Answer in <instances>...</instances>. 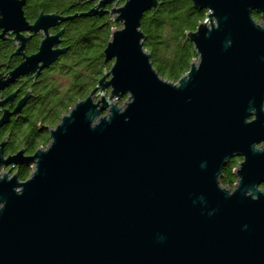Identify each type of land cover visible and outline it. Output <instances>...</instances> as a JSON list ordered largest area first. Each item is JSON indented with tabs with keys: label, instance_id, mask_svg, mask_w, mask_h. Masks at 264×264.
Returning a JSON list of instances; mask_svg holds the SVG:
<instances>
[{
	"label": "water",
	"instance_id": "95a60500",
	"mask_svg": "<svg viewBox=\"0 0 264 264\" xmlns=\"http://www.w3.org/2000/svg\"><path fill=\"white\" fill-rule=\"evenodd\" d=\"M26 1L0 0V40L13 35L21 57L0 90L66 51L50 29L73 16L40 12L31 24ZM190 1L205 15L185 32L196 59L176 82L143 45L141 20L158 0H98L80 14L120 25L102 52L111 65L45 147L6 155L0 142V264H264V23L252 17L264 0ZM30 97L0 109V127ZM237 156V184L221 185ZM20 166L31 168L24 180Z\"/></svg>",
	"mask_w": 264,
	"mask_h": 264
},
{
	"label": "trees",
	"instance_id": "16d2710c",
	"mask_svg": "<svg viewBox=\"0 0 264 264\" xmlns=\"http://www.w3.org/2000/svg\"><path fill=\"white\" fill-rule=\"evenodd\" d=\"M158 1L160 5L145 12L141 20V30L146 36L143 45L151 53V61L158 73L167 80L177 81L196 56L185 32L196 29L204 19L205 11L194 9L190 0ZM90 4L86 0L27 1L24 12L28 19L34 18L40 11H55L65 17H73L65 20L64 29H60L63 34L60 43L67 44L60 48L66 51L36 78L26 75L21 78V83L9 85H16L14 90L20 89V92L30 90L31 97L19 117L13 116L0 127V142L6 135L10 136L8 154L19 149H24L25 154H32L38 147H45L49 143L48 129L55 126L61 115L76 101L85 98L102 72L109 69L111 62H104L102 52L112 29L118 24L109 20L108 16L80 15L86 13ZM256 19L264 21V15H257ZM32 40L27 52L35 51L38 46V37ZM13 52L10 39L0 43V73L3 75L8 71L4 73L2 69L14 68L20 61ZM59 75L69 79L65 88H58ZM231 171L230 163L223 168L221 185L232 187ZM29 172V167L20 166L19 179H26Z\"/></svg>",
	"mask_w": 264,
	"mask_h": 264
},
{
	"label": "flooded vegetation",
	"instance_id": "af4514ba",
	"mask_svg": "<svg viewBox=\"0 0 264 264\" xmlns=\"http://www.w3.org/2000/svg\"><path fill=\"white\" fill-rule=\"evenodd\" d=\"M28 1V0H27ZM27 1H26V3H25V5L27 4ZM86 2L87 3H91L90 4V7H89V9L87 10V11H89L97 2H98V0H94V1H89V0H86ZM123 3V1H120L119 3H118V5H121ZM25 5H24V7H25ZM112 5H113V2H111L110 4H106L105 6H104V8L102 9L103 11H107V10H109V9H111V7H112ZM24 7H23V11H24ZM204 10V9H203ZM86 11V12H87ZM205 11V10H204ZM40 12H43V13H52V12H44V11H40ZM40 12H38L37 14H36V16L34 17V18H32V19H28L26 16V21L27 22H29V23H33L34 21H35V19H36V17H37V15L40 13ZM54 13H57V14H61L62 15V13H58V12H55V11H53ZM24 14H25V12H24ZM64 15V14H63ZM257 16V14L256 13H253L252 14V16L256 19V16ZM264 14H262V15H260V17L261 16H263ZM93 16H99V17H104V16H108V19L109 20H112V17H110L109 15H108V13H105V12H103L102 14H96V15H93ZM257 20H260V19H257ZM67 21H63V22H61V24L60 25H58V26H56V27H53V28H51L50 29V32L52 33V34H54V33H56V32H58L60 29H64V23H66ZM120 26V25H119ZM118 26V27H119ZM26 33V32H25ZM63 35V34H62ZM38 37V46H39V40H40V38H41V35L40 34H35V35H33V36H31V38L29 39V41L26 43V46H25V53L27 54V55H31V54H33V53H35L37 50H38V46L36 47V49H35V51H33V52H27V46L29 45V44H31L32 42H33V38L34 37ZM8 39H10L11 41H12V43H13V46H14V50H15V41L13 40V35H8V36H6L4 39H1L0 40V43L1 42H6ZM31 42V43H30ZM64 46H67V44L66 43H64V42H61V43H59V45H57V47H64ZM17 57H18V59L21 61V57L20 56H18V55H16ZM19 61V62H20ZM18 64V63H17ZM16 66V65H15ZM13 68V67H12ZM12 68H10V67H8L7 68V70H5V69H2V71L4 72V73H6L7 71H10ZM21 78H23V77H21ZM21 78L20 79H18V81L16 82H14V83H21L23 80H21ZM24 79V78H23ZM15 86L16 85H14V86H12V87H9V85L8 86H6L4 89H2V90H0V99H4V98H6L8 95H10L11 93H13V91L14 92H16V97L14 98V100L11 102V103H7V104H5L4 106H2L3 108H8L9 110H12L13 108H14V106L17 104V102L20 100V98L25 94V92L22 90V92H20V89H17V90H14L15 89ZM20 86V85H19ZM8 87V88H7ZM19 88V87H18ZM1 101V100H0ZM29 102V100H27V102L25 103V105L27 104ZM24 105V106H25ZM23 106V107H24ZM0 109H2V108H0ZM23 109V108H22ZM22 112V111H21ZM13 116H11L10 117V119L12 118ZM252 118H250L249 119V121L251 120ZM10 121V120H9ZM8 123V122H7ZM9 135H6L4 138H6L7 139V144H6V146H5V154L6 155H9L8 154V152H9V148H8V140H9ZM263 145V143L262 142H260V143H258V144H256V147H261ZM6 150H8V152L6 151ZM12 154V153H11ZM240 161H242V157L241 156H237V157H232V158H230L229 159V161L227 162V164L225 165V166H227L229 163L231 164V169H232V171H231V180H234L233 181V184H232V186H234L235 184H237V179L235 178V176L233 175V172L234 171H236L237 170V166H238V164H239V162ZM225 166H224V168H225ZM18 168L19 167H17V168H15L13 171H17L18 172ZM29 175V174H28ZM259 188H261V189H264V184L262 183V184H260L259 186H258Z\"/></svg>",
	"mask_w": 264,
	"mask_h": 264
},
{
	"label": "rangeland",
	"instance_id": "374dc122",
	"mask_svg": "<svg viewBox=\"0 0 264 264\" xmlns=\"http://www.w3.org/2000/svg\"><path fill=\"white\" fill-rule=\"evenodd\" d=\"M117 24V23H116ZM119 26V24L117 25V26H115V27H118ZM64 76V75H63ZM68 77L67 76H64V77H61V75H59V76H57V83H58V85H59V87L58 88H65L66 87V85H67V83H68ZM16 97V96H15ZM0 108H3V107H0ZM54 127V126H53ZM2 168V167H1ZM0 168V169H1ZM30 168V167H29ZM7 167H3L2 168V170L3 171H7ZM31 169V168H30ZM2 172H0V174H1Z\"/></svg>",
	"mask_w": 264,
	"mask_h": 264
},
{
	"label": "bare ground",
	"instance_id": "6f19581e",
	"mask_svg": "<svg viewBox=\"0 0 264 264\" xmlns=\"http://www.w3.org/2000/svg\"><path fill=\"white\" fill-rule=\"evenodd\" d=\"M258 14H259V15H262V14H264V12L257 13V15H258ZM143 16H144V15H143ZM252 17H253V16H252ZM253 18H254V17H253ZM254 19H255V18H254ZM255 20H256V21H259V20H257V19H255ZM261 21H262V23H264V21H263V20H261ZM140 28H141V25H140ZM185 37H186V36H185ZM194 59H196V56H195V58H194ZM194 59H193V60H194ZM191 62H192V61H191ZM152 66H153V63H152ZM189 66H190V65H189ZM188 69H189V68H188ZM187 71H188V70H187ZM183 74H184V73H183ZM183 74H182V75H183ZM182 75H181V76H182ZM181 76H180V77H181ZM180 77H179V78H180ZM169 81H170V80H169ZM172 82H176V81H172Z\"/></svg>",
	"mask_w": 264,
	"mask_h": 264
},
{
	"label": "clouds",
	"instance_id": "9594fccd",
	"mask_svg": "<svg viewBox=\"0 0 264 264\" xmlns=\"http://www.w3.org/2000/svg\"><path fill=\"white\" fill-rule=\"evenodd\" d=\"M112 63H113V61H112ZM8 168V167H7ZM30 173V172H29ZM233 187V186H232Z\"/></svg>",
	"mask_w": 264,
	"mask_h": 264
}]
</instances>
